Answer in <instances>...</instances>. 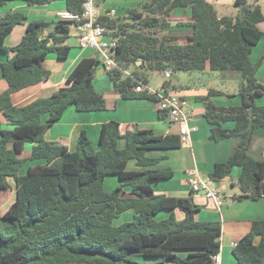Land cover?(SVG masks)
Instances as JSON below:
<instances>
[{"label":"trees","instance_id":"obj_1","mask_svg":"<svg viewBox=\"0 0 264 264\" xmlns=\"http://www.w3.org/2000/svg\"><path fill=\"white\" fill-rule=\"evenodd\" d=\"M11 1L30 6H44L64 1L66 10L76 15L84 12L83 0H0V7ZM236 17H220L207 0H140L138 9L128 11L130 22L117 23L106 17L101 21L112 36L119 39L115 61L124 70L133 68V77L121 70L108 72L114 89L124 99H159L147 92H136L140 84L149 85L151 73L236 71L242 75L239 106L220 107L213 100L221 95L213 88L197 97L204 104V117L212 125L211 139L219 142L238 138L234 153L226 162L217 163L209 178L221 182L235 167L242 174L235 183L241 191L235 200L264 198V159L249 155L257 130H264V85L257 77L259 64L251 54L264 33L258 24L264 21L261 6L247 0H234ZM176 9H190L192 19L177 22V28H190V35L164 34ZM81 22L44 19L29 22L20 13L0 15V51L13 56L0 64L8 84L0 94V112L13 126L2 130L0 138V190H13L15 200L1 217L0 264H213L220 252L223 234L241 235L233 255L237 264H264V220L231 222L199 221L201 206L192 195L175 197L156 194L153 185L173 176L171 169L155 166L166 156L151 157L150 151L181 147L179 135H156L151 129L131 127L125 134L116 121L101 127L99 147L95 148L85 131L70 151L65 141L48 142L45 134L60 121L68 107L79 112L108 110L107 100L94 87L100 60L83 58L68 76L66 85L51 96L16 107L12 94L46 82L50 72L44 67L48 55L60 60L69 57L70 27ZM18 25L27 31L20 43L5 45L6 37ZM176 27V26H175ZM49 31L46 35L45 32ZM169 33V32H168ZM163 34V39L160 35ZM169 80L166 92H174ZM179 88H182L179 86ZM49 115L47 121L42 117ZM160 117H163L159 112ZM235 124L232 129L222 127ZM124 147H120V142ZM26 143L33 144L29 158ZM27 161H44L20 174ZM135 161L136 170H129ZM117 176L121 185L106 192V178ZM125 188H130L127 193ZM128 211L132 220L115 225ZM167 212L165 218L160 214ZM181 213V216H179ZM256 238L260 242L256 244ZM149 262H140L138 259Z\"/></svg>","mask_w":264,"mask_h":264},{"label":"crops","instance_id":"obj_2","mask_svg":"<svg viewBox=\"0 0 264 264\" xmlns=\"http://www.w3.org/2000/svg\"><path fill=\"white\" fill-rule=\"evenodd\" d=\"M213 4L220 17H236L239 9L235 6L234 0H207ZM100 2L105 4L106 0H99L98 6L104 11ZM261 6L262 13L264 14V0H247L248 5L252 6L255 3ZM112 10V9H111ZM66 4L64 1L54 2L44 6H30L22 1H11L6 5L0 7V15L8 13H20L23 14L29 22L34 20L44 19L49 22H56L59 20L58 14L65 12ZM127 13L120 14L116 11L118 17L127 16ZM120 14V15H119ZM116 16V19L118 18ZM170 18L178 19L177 22H188L192 19L190 9H176ZM174 25L171 26V28ZM176 28V27H175ZM258 28L264 33V21L258 24ZM183 31L177 33H183V35H190L192 30L190 28H183ZM75 30V29H74ZM27 26L18 25L14 30L6 37L5 45L9 48L17 46L26 34ZM49 31H46L47 35ZM73 33V34H72ZM172 31L170 35H182ZM78 35V34H77ZM75 32H71L70 38L65 44L71 47L69 57L65 60L58 59L55 54H50L44 62V67L50 72V78L46 82H42L30 87H27L21 91L12 94V103L16 107H23L37 99L46 98L51 96L59 88L66 85L68 76L72 73L76 65L83 58H96L97 54L92 49H82L79 47V40ZM13 56L0 51V64L6 62ZM251 60L254 64H259L257 71V77L259 81L264 85V36L260 42L254 46L251 54ZM203 75H208L209 79L206 83L203 77L199 87L191 88L189 85H183L179 88L175 85L171 78V87L174 92L176 91L183 97L187 105V111L192 116L190 126L194 128L191 131L189 145H182L180 148L172 150H155L148 153L151 157L166 156L165 159L160 161L155 168L158 169H171L173 176L164 181H160L153 185V190L156 194H168L175 197H188L193 196L196 204L201 206V211L197 214L196 218L199 221H221L224 223L231 222H246L256 221L264 219V198L259 201H252L250 199H243L237 201L235 196L239 195L235 192L233 194L228 192V185L231 184L232 189H235V183L241 176L240 171L234 173V169L231 176L226 178L224 184L214 182L216 188H222L226 191L223 193L225 202L218 208L216 205L202 195L192 194L188 184V173L192 171H199L202 175L209 177L213 172L214 166L217 163L226 162L228 158L234 153L238 145V138L224 139L219 142L211 139L212 125L204 117V104L198 101L197 97L204 96L208 93L210 88H213L221 92V95L213 98L215 104L220 107L239 106L241 104V98L239 93L242 88V75L236 71H221L219 83L224 84L223 89L216 88L219 84L216 76L211 71L206 70L200 72ZM158 74V73H155ZM162 74V73H161ZM166 81L165 76L162 82L154 89L157 92H166L163 88V83ZM234 86L232 90V86ZM150 86V84H149ZM94 87L99 94L105 96L107 100L108 110L103 112H79L74 106H70L64 113V116L60 121L55 123L48 129L45 134V139L52 143H61L65 141L70 151H75L77 147V141L82 131H85L88 138L92 141L95 148L99 147V139L101 127L104 123L110 121H116L121 125V133L125 134L131 127L140 129H151L156 135L174 134L178 135V128L172 125L165 117H160L157 103L147 99H124L114 89L113 83L110 80L108 72L101 66L98 67L96 76L94 78ZM231 87V89H230ZM8 84L3 76L0 67V94L7 91ZM258 105H264V96L257 99ZM189 109V110H188ZM49 115L42 117L43 122L47 121ZM235 124L233 122H225L222 127L224 129H232ZM13 126L7 121L4 114L0 112V138L2 130H11ZM120 147H124V142H120ZM33 149V144L26 143L24 146V156L29 158ZM264 151V130L259 129L255 133V137L249 155L255 160H263ZM44 161H27L22 168L20 174H25L26 170L35 165H42ZM237 168V167H235ZM240 168V167H239ZM129 170H136L135 161H130L128 165ZM242 170V168H241ZM9 182L12 188L15 190L12 178H9ZM109 184V185H108ZM106 185L111 186L112 191L121 185L117 176H110L106 178L104 188ZM106 192L107 191L105 188ZM125 191L129 193L130 188H125ZM228 192V193H227ZM227 194V195H226ZM160 218H165L167 212L161 213ZM181 216V213H179ZM133 212L128 211L121 216V220L118 224L128 222L132 220ZM119 220V219H118ZM241 235L234 232L223 234L221 237V264H237V261L233 255L232 243H238ZM260 242V238H256V244ZM140 262H149L147 259H138Z\"/></svg>","mask_w":264,"mask_h":264},{"label":"built area","instance_id":"obj_3","mask_svg":"<svg viewBox=\"0 0 264 264\" xmlns=\"http://www.w3.org/2000/svg\"><path fill=\"white\" fill-rule=\"evenodd\" d=\"M99 0H83L84 12L82 15H76L68 11L58 14L59 20H70L81 22L74 27L78 34L79 45L82 49H92L96 52L103 68L110 72L113 69L121 70L126 76L133 77L132 71L122 69L115 61L116 48L119 39L112 36L101 17H106L112 20L116 15V10L104 11L98 6ZM141 62L134 64L135 69H139ZM165 79L169 80L172 77L170 71L164 73ZM136 92H147L149 95H154L159 99L157 104L158 111L172 125L178 128V135L182 145H189L191 131L194 130L190 126L192 121L191 114L187 111L185 100H182L178 95H172L168 92H157L149 85L140 84L135 88ZM264 158V151H263ZM188 184L192 194L202 195L204 198L211 200L216 207L220 208L223 205L224 196L217 191L214 182L199 171L188 173ZM237 243H232L235 248ZM213 264H221L220 253L213 257Z\"/></svg>","mask_w":264,"mask_h":264},{"label":"rangeland","instance_id":"obj_4","mask_svg":"<svg viewBox=\"0 0 264 264\" xmlns=\"http://www.w3.org/2000/svg\"><path fill=\"white\" fill-rule=\"evenodd\" d=\"M139 2H140V0H106L105 4L100 2V5L102 6V8L104 10L115 9L116 11H119L120 14L121 13L122 14H124V13L126 14L127 13L126 10L138 9ZM116 16H117V14L114 17V21H116L117 23L130 22V20H128V18H127L128 14H127V16H120V17L117 16L118 17L117 19H116ZM168 21L170 22L171 26L174 25L173 26L174 28H169L168 31L165 30L164 34H170V33H172V31H175L177 33V32H180V31L184 30L183 28H177V24L176 23H177L178 19L169 18ZM175 26H176V28H175ZM74 29H75V27H74V25H72L70 27V36H71V32H73V31L77 35V31H76V29L75 30ZM177 34H182L183 35V33H177ZM77 37H78V35H77ZM79 47H80V45H79ZM99 66L103 67L101 63H100ZM132 69H129V70H132ZM212 73L214 75H219V76H216L217 78L221 77L220 76L221 75L220 72H212ZM171 74H172L171 81L175 85H178V86L189 85L193 89L194 88H200L199 85H200L201 81L203 80L204 76H205L204 77V79H205L204 81L206 83L208 82V80H210L209 76L207 74L203 75V74H201L200 72H197V71H195V72H171ZM163 78H164V73H162V74L151 73L150 76H149L150 87L151 88L157 87L162 82ZM220 79H222V78H220ZM220 79L218 78V80H213V81H215V82L218 81V83H219V81H222ZM224 84H226V83H222V84L219 83L216 88L223 89L224 87H226V86H224ZM234 86L235 85L232 86V90H233ZM230 89H231V87H230ZM236 171H240V174L242 172L241 168H239V167L234 168V173H236ZM13 185L15 186L14 182H13ZM108 185H106V187H105L106 190L107 191H112L111 186H108ZM212 186H215V185H212ZM216 189L221 194L226 193V191L224 189H222V188H216ZM228 192L229 193L231 192L232 194H233V192H235V193H237L239 195L241 194L240 188L237 185H235V189H232L231 184L228 185ZM14 200H15V190L14 189L11 190V191H1L0 190V219L4 215V213L8 210L10 205L14 202ZM225 201L226 200H223V202H225ZM161 216H162V214H160V217ZM120 220L121 219L119 218V220H117L115 223L118 224L120 222ZM4 225H5V222L4 221H0V226L2 228L4 227Z\"/></svg>","mask_w":264,"mask_h":264},{"label":"water","instance_id":"obj_5","mask_svg":"<svg viewBox=\"0 0 264 264\" xmlns=\"http://www.w3.org/2000/svg\"><path fill=\"white\" fill-rule=\"evenodd\" d=\"M160 38L163 39V34L160 35ZM96 59H99L98 56L96 57ZM226 178H228V177H226ZM226 178H224V179L220 182L221 185L224 184V183L226 182V180H225Z\"/></svg>","mask_w":264,"mask_h":264}]
</instances>
